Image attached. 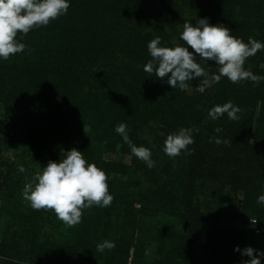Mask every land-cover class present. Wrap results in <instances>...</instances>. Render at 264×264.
Segmentation results:
<instances>
[{
	"label": "trees",
	"instance_id": "16d2710c",
	"mask_svg": "<svg viewBox=\"0 0 264 264\" xmlns=\"http://www.w3.org/2000/svg\"><path fill=\"white\" fill-rule=\"evenodd\" d=\"M68 2L67 13L47 26L23 40L18 33L24 52L0 59V108L6 111L0 153L14 148L23 132L32 151L17 165L0 161V216H6L0 242L15 247L0 243V256L16 255V264H243L250 259L241 254L244 248L264 252V204L257 203L264 195V81L235 84L222 77L200 93L203 78H197L188 82L189 93L143 70L151 59L147 45L157 36L160 46H187L180 39L185 21L195 25L207 18L245 43L249 37L264 43V0ZM197 62L210 75L217 72L214 61L197 56ZM263 64L260 50L244 67L264 76ZM228 101L243 110L240 120L208 116ZM120 123L127 124L133 144L151 150L154 167L131 153L115 131ZM192 127L199 132L193 133L191 154L166 155L167 135ZM217 137L232 143L217 145ZM72 148L106 173L114 197L108 207L84 209L75 228L56 223L53 211L34 210L22 196L31 183L25 181L28 172L59 162ZM109 154L130 160L104 159ZM223 187L243 190L242 213L233 209L224 216L221 209L199 207L205 190ZM249 220L256 222L254 230ZM55 223L60 238L39 243L43 228ZM105 240L115 248L98 252L96 245Z\"/></svg>",
	"mask_w": 264,
	"mask_h": 264
},
{
	"label": "clouds",
	"instance_id": "9594fccd",
	"mask_svg": "<svg viewBox=\"0 0 264 264\" xmlns=\"http://www.w3.org/2000/svg\"><path fill=\"white\" fill-rule=\"evenodd\" d=\"M69 7L68 0H0V59L8 60L10 56L25 51L27 45L17 40L18 33L21 34L20 40H23L31 30L47 26L50 21L66 14ZM180 39L187 46H160L161 37L152 39L147 45L151 59L143 70L149 76L166 79L173 89L181 91L189 89V81L203 78L196 88L200 93L219 83L222 77L235 84L251 81L259 85L264 81V76L256 75L244 67L248 58L264 50V43L252 37L245 43L233 36L228 27L212 25L207 18L197 19L195 25L185 21ZM189 47L194 52H190ZM197 56L206 62L214 61L217 72L210 75L197 62ZM242 111L239 106L228 101L212 107L208 116L217 120L226 113L229 120L238 121ZM127 128V124L120 123L115 131L128 144L131 153L151 169L155 166L151 150L133 144ZM215 131L219 133L223 129L216 128ZM194 132H199V128H180L178 132L167 135L163 149L165 154L170 158L179 156L182 151L191 154L189 146L194 143ZM213 139L217 145L232 143L218 137ZM63 154L64 158L59 162L49 160L41 171L36 172L33 182L25 184L22 196L34 210L53 211L65 225L75 227L81 223L84 209L108 207L114 197L109 194L106 173L94 163H88L81 151L72 148ZM19 171H24V168L21 166ZM257 203L264 204V195L257 198ZM115 246L113 241L105 240L96 245V250L103 253L105 249L113 250ZM235 250L241 251L238 247ZM241 254L250 258L243 264H261L260 257H264V252L257 253L252 247L244 248Z\"/></svg>",
	"mask_w": 264,
	"mask_h": 264
},
{
	"label": "rangeland",
	"instance_id": "374dc122",
	"mask_svg": "<svg viewBox=\"0 0 264 264\" xmlns=\"http://www.w3.org/2000/svg\"><path fill=\"white\" fill-rule=\"evenodd\" d=\"M144 12V11H142ZM166 39V38H165ZM261 68H264V64L261 65ZM192 90L191 88L188 89V92L190 93ZM6 113L5 110H3L2 108H0V124L4 123V114ZM27 135L25 132L23 133H19V137L17 139H15L16 143H15V147L14 148H10V149H4L2 150V152L0 153V161L5 162L6 164H13V165H17L19 163V161L22 160V157L24 156V154L27 152L28 155H32L31 152L28 147H27ZM104 159H107L109 161H117V162H125L128 163L130 160V156L129 155H122V154H109V155H105ZM35 175V172L30 171L27 173L26 179L25 181L28 182H33V176ZM215 187V186H214ZM217 188V187H216ZM216 188H212V189H208L205 190L204 192V196H202L199 200V207H203L206 210H210L212 212L218 211L221 209V214L222 215H227V214H231V210L234 209L235 212L237 213H242V203H243V190L241 189H233V188H229L228 187H223L222 191L219 192L218 189ZM224 215V216H225ZM237 215V214H236ZM50 216H53V218L55 219L56 223H62V225L64 226L65 224L60 221L59 219H57L56 215H54V213H51ZM48 217V216H46ZM49 221H52L54 219L48 217L46 218ZM171 220H169L170 222ZM6 222V216H0V234H1V229L4 227ZM254 220H249L248 224L250 226L251 230H254L256 227V222ZM42 222H38L37 224ZM48 224L47 226H45L43 228V230L41 231V233L43 234V236L41 238H39V243H42L44 241V238L46 237V241L48 242H56V240L59 237V235L54 231V227L57 224ZM164 224H167L166 220L164 221ZM75 228V227H72ZM19 230H22L21 228H19ZM64 232V229H61ZM27 232V231H26ZM66 232V231H65ZM74 232V231H72ZM256 233V231H254ZM24 233V232H22ZM67 233V232H66ZM33 234V233H32ZM28 236H30L31 238V234H28ZM35 236V235H33ZM20 239H25L26 237H21ZM1 241V239H0ZM2 241L4 242H0L4 245H8L9 247H11V249H15V247L13 246L12 241H7L6 239H2ZM145 246H147L148 248L150 247L152 251H154V246L152 244H146ZM26 247V246H25ZM131 253V251H130ZM151 253V252H150ZM23 253H20V255H22ZM15 256V258H14ZM11 256V257H4V256H0V264H4L3 262H10L11 264H16L19 263L16 257V255ZM152 256V255H151ZM144 261H148L147 257L143 258Z\"/></svg>",
	"mask_w": 264,
	"mask_h": 264
}]
</instances>
